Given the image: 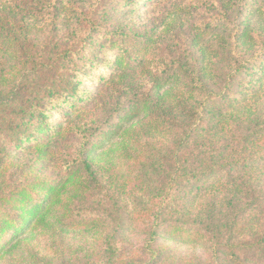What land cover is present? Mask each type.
I'll return each instance as SVG.
<instances>
[{
    "label": "rangeland",
    "instance_id": "1",
    "mask_svg": "<svg viewBox=\"0 0 264 264\" xmlns=\"http://www.w3.org/2000/svg\"><path fill=\"white\" fill-rule=\"evenodd\" d=\"M263 51L264 0H0V264H264Z\"/></svg>",
    "mask_w": 264,
    "mask_h": 264
},
{
    "label": "trees",
    "instance_id": "2",
    "mask_svg": "<svg viewBox=\"0 0 264 264\" xmlns=\"http://www.w3.org/2000/svg\"><path fill=\"white\" fill-rule=\"evenodd\" d=\"M250 61L252 63L259 61L258 62L259 64L257 65V71L261 72L260 73L261 76H264V51L261 54V57L259 58V60H255L254 58H252V60H250ZM66 90L69 91V93H68L69 95L75 94V88H67L66 86H62L61 88H58L55 91L50 90L48 95L50 97H53V95H55V93H63V95H64V92ZM131 112L132 111L129 110L123 118L130 117ZM28 114L29 115L31 114L30 119L34 115H37L40 123H42L46 117V114L44 111H39L37 114L36 110H34V109L29 110ZM17 126L15 127V129H17ZM119 126H120V124L115 125L113 128H111V130L109 131V137L115 136L117 134L118 129H120ZM195 128H196V126H195ZM193 130H194V128H193ZM91 153H92V150H83V152H82V154L85 155V157L83 158L84 170L86 173V177L89 180H92L93 183H97L96 171L93 168L92 162L89 160ZM55 189L56 188L54 186H50L48 193L43 198H41L40 200L34 202L32 207H30V208H24L23 207L22 208V215L23 214H26V215L23 217L20 226L18 228H16V230H15L16 232L14 233V237H16L18 234H20V230L22 229V227H24L25 225L26 226L30 225L31 222H34L33 219H37V221L39 223L46 220L48 213L51 210L52 205L54 204V202H56L55 198H54L55 197V195H54ZM8 226H11V222H8ZM5 229L6 228H2L1 231L3 232ZM188 237H190V239L195 240V239H197L198 236L194 235V236H188ZM207 240H210V238H207ZM243 244H244V246L252 245L254 247V249L258 250V247L260 246V241H256V242L254 241L253 243H249V242L245 241ZM213 250H215L214 245H213ZM134 252L136 253L137 249H134ZM235 255H236L235 252L229 253V259L231 262H235V259H234ZM129 257H130L129 259L133 258V256H129ZM124 259L125 258L123 256V254H120L119 264H123ZM115 262H116V260H115Z\"/></svg>",
    "mask_w": 264,
    "mask_h": 264
}]
</instances>
